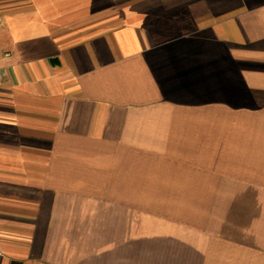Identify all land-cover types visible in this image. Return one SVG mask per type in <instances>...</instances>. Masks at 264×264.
Here are the masks:
<instances>
[{
	"label": "crops",
	"instance_id": "obj_1",
	"mask_svg": "<svg viewBox=\"0 0 264 264\" xmlns=\"http://www.w3.org/2000/svg\"><path fill=\"white\" fill-rule=\"evenodd\" d=\"M0 264H264V0H0Z\"/></svg>",
	"mask_w": 264,
	"mask_h": 264
},
{
	"label": "built area",
	"instance_id": "obj_2",
	"mask_svg": "<svg viewBox=\"0 0 264 264\" xmlns=\"http://www.w3.org/2000/svg\"><path fill=\"white\" fill-rule=\"evenodd\" d=\"M0 78H1V74H0Z\"/></svg>",
	"mask_w": 264,
	"mask_h": 264
}]
</instances>
